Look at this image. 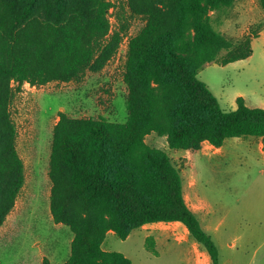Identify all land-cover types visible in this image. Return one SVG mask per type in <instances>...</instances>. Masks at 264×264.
<instances>
[{
  "label": "trees",
  "instance_id": "obj_1",
  "mask_svg": "<svg viewBox=\"0 0 264 264\" xmlns=\"http://www.w3.org/2000/svg\"><path fill=\"white\" fill-rule=\"evenodd\" d=\"M236 1L126 0L130 16L144 22L126 46V121L60 112L52 130L50 214L73 235L63 264H132L103 250L106 235L125 240L157 223L182 224L211 264H219L212 236L185 201L181 171L154 141L184 152L203 143L219 149L230 138L264 143L263 108L238 97L236 108L224 111L197 77L204 64L225 66L252 55L248 36L232 41L211 23L212 12ZM257 2L264 12V0ZM111 7L109 0H0V227L25 180L9 111L15 92L102 71L127 29L123 24L110 33ZM144 248L157 255L152 236ZM41 264L51 263L43 258Z\"/></svg>",
  "mask_w": 264,
  "mask_h": 264
},
{
  "label": "rangeland",
  "instance_id": "obj_2",
  "mask_svg": "<svg viewBox=\"0 0 264 264\" xmlns=\"http://www.w3.org/2000/svg\"><path fill=\"white\" fill-rule=\"evenodd\" d=\"M109 1L110 33L123 24L127 29L116 55L102 71L87 72L77 82L24 84L15 92L9 111L25 180L14 208L0 227V264H36L38 251L52 264H63L69 258L73 235L68 227L53 222L49 209L48 167L58 114L116 123L127 119V89L122 80L126 46L144 22L130 16L126 0ZM210 17L214 29L227 39L238 41L248 36L252 55L225 66L204 64L198 79L224 111L234 110L238 97L248 107L264 109L263 10L257 0H238ZM154 142L169 153L181 171L185 201L212 236L219 264H264L263 141L230 138L219 149L203 143L195 152L169 150L164 139ZM148 236L154 239L156 256L144 248ZM102 248L123 254L132 264H211L204 249L188 237L180 223L146 225L125 240L109 232Z\"/></svg>",
  "mask_w": 264,
  "mask_h": 264
},
{
  "label": "crops",
  "instance_id": "obj_3",
  "mask_svg": "<svg viewBox=\"0 0 264 264\" xmlns=\"http://www.w3.org/2000/svg\"><path fill=\"white\" fill-rule=\"evenodd\" d=\"M43 258L48 259V257L44 253H42L41 251H38L36 254V264H41ZM48 260L50 261V259H48ZM50 263H51V261H50Z\"/></svg>",
  "mask_w": 264,
  "mask_h": 264
}]
</instances>
